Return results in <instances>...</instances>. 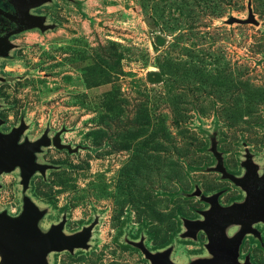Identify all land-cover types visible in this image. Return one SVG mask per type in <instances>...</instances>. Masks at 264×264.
<instances>
[{
    "label": "rangeland",
    "instance_id": "374dc122",
    "mask_svg": "<svg viewBox=\"0 0 264 264\" xmlns=\"http://www.w3.org/2000/svg\"><path fill=\"white\" fill-rule=\"evenodd\" d=\"M250 12L257 23L237 21ZM31 13L48 28L1 49L0 131L24 123L21 143L66 128L79 150L42 147L49 168L27 189L19 167L2 173L0 213L17 217L30 199L42 235L64 218L67 235L95 224L86 247L51 251L48 264H152L138 243L174 264L212 259L203 230L184 235L210 208L190 194L243 203L218 165L242 177L250 158L264 173V0H46ZM253 227L239 259L264 264V222Z\"/></svg>",
    "mask_w": 264,
    "mask_h": 264
},
{
    "label": "water",
    "instance_id": "95a60500",
    "mask_svg": "<svg viewBox=\"0 0 264 264\" xmlns=\"http://www.w3.org/2000/svg\"><path fill=\"white\" fill-rule=\"evenodd\" d=\"M46 0H13L14 13L0 9V15L8 18L16 24V28L0 36V54L6 55L5 50H1L3 45L14 35L21 31L38 27L42 30L48 28L44 24L45 17L31 13V9L40 6ZM241 23L253 22L252 12L249 18L238 19ZM2 119L0 118V124ZM25 124L13 128L5 134L0 131V176L4 172H9L16 167L21 171V183L27 189L31 176L40 171L45 173L49 165L37 162L36 155L42 147L54 145L58 149H66L70 153L77 152L79 146L72 147L62 141V133L66 128L60 129L50 138L48 132L35 141L24 140L19 142ZM246 173L242 177H236L226 171L222 164L218 165V170L223 177L229 178L235 184L241 186L246 191V198L243 203H234L222 206L219 202V193L211 196L202 194L199 187L190 195L199 196L202 200L210 204V208L201 211L203 219L185 220L187 227L185 236H196L199 230H203L207 235L206 244L209 252L214 256L212 259L198 261L194 264H251L248 257L240 262V245L248 233L260 236V232L253 227L254 223L264 222V194L258 195L260 189L257 185L264 182L263 175H258L257 166L252 159L244 162ZM257 192V193H256ZM37 206L30 199L24 201L22 213L13 217L7 212L0 213V256L1 264H48L46 255L51 251L70 250L77 247H86L87 239L93 229L94 223L83 228L81 231L67 235L63 232L66 219H62L58 224L53 225L47 234L42 235L38 229L37 222L41 218ZM238 224L240 230L229 237L225 233V227L229 224ZM137 246L143 251L152 264H174L170 259V250L159 253H152L143 243Z\"/></svg>",
    "mask_w": 264,
    "mask_h": 264
},
{
    "label": "flooded vegetation",
    "instance_id": "af4514ba",
    "mask_svg": "<svg viewBox=\"0 0 264 264\" xmlns=\"http://www.w3.org/2000/svg\"><path fill=\"white\" fill-rule=\"evenodd\" d=\"M1 1V4L6 8V10H9L10 12H12V13H14V11H15V9H14V6L8 1V0H0ZM0 16H2V15H0ZM4 18V17H3ZM0 19H2V18H0ZM4 20L5 21H9L11 24H12V27L11 28H9L8 29V31H10V30H13V29H15L16 28V24L13 22V21H11V20H9V19H6V18H4ZM7 31V32H8ZM6 33V32H5ZM13 37V36H12ZM257 187L260 189V191L257 193L258 195L260 194V195H262V193L264 194V182H261V183H259L258 185H257ZM246 192V191H245ZM245 198H246V195H245ZM240 228H241V226L239 225V230H240ZM239 230H237V232L239 231ZM237 232H235L234 233V235L237 233ZM245 238V237H244ZM244 240V239H243ZM241 246V245H240ZM239 252H240V250H239ZM245 261V260H244ZM243 263V262H242Z\"/></svg>",
    "mask_w": 264,
    "mask_h": 264
}]
</instances>
